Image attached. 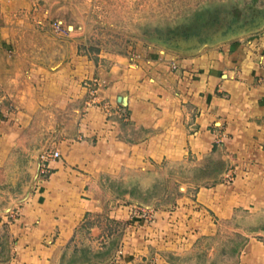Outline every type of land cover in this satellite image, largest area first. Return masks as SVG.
<instances>
[{"label": "crops", "instance_id": "1", "mask_svg": "<svg viewBox=\"0 0 264 264\" xmlns=\"http://www.w3.org/2000/svg\"><path fill=\"white\" fill-rule=\"evenodd\" d=\"M34 3L0 0V243L6 254L0 264H60L81 223L103 208L104 175L131 172L134 179L135 172L139 179L147 164L220 148L227 167L235 162L231 184L199 188L195 199L185 196L175 209L144 206L151 221H135L121 242L128 257L148 253L149 259L153 246L145 243L164 235L159 243L173 245V228H185L177 230L183 249L197 240L196 229L212 228L209 207L230 216L239 205L244 225L256 218L258 228L250 232L243 264H264V240L254 236L264 233V35L183 57L115 54L100 65L77 55L71 43L65 58L45 63L18 44L17 23ZM76 69L99 79L100 104L81 106L88 87L78 82ZM56 149L58 157L42 159ZM121 200L110 216L131 218L138 205ZM190 222L195 234L186 231Z\"/></svg>", "mask_w": 264, "mask_h": 264}, {"label": "rangeland", "instance_id": "2", "mask_svg": "<svg viewBox=\"0 0 264 264\" xmlns=\"http://www.w3.org/2000/svg\"><path fill=\"white\" fill-rule=\"evenodd\" d=\"M33 1V6L23 11L24 17L17 23L21 29V34H17L18 44L38 53V58H43L45 63L55 61L56 56L65 58L71 43H74L77 55L100 65L115 54L146 58L157 51L159 58L166 54L183 57L209 53L211 49L217 50L229 42L249 44L264 35V0ZM56 22L61 23L59 29L55 27ZM171 67L175 70L179 68L173 63ZM78 71L80 69L75 72L78 82L88 87V97L81 106L100 104L101 101L95 98L99 79L85 78ZM195 114L190 116V121L194 120ZM147 166L146 170L140 168L139 179L135 172L134 179L131 172L122 175L123 178L111 174L103 176L99 185L103 208L81 223L79 238L73 245L70 242L66 245L60 264H154L158 257L165 259L164 264H243L248 253L246 244L250 232L258 228L256 218L251 219L252 226L244 225L243 206L239 205L230 216L219 215L209 207L206 212L212 221V228L196 229L197 240H192L183 249L177 248V233L185 228L174 227L170 237L173 245L159 243L164 235L149 243L134 239V244L145 243L153 249L149 259L146 258L148 253H144L141 260L136 255L128 257L129 252L121 242L124 234L132 231L135 221L152 219L150 211L144 206L175 209L185 196L195 199L199 188L211 187L216 182L231 184L237 175L235 162L227 167L221 148L211 149L200 157L185 155ZM17 167L18 164H14L13 170H18ZM225 167L229 172L220 176ZM126 192L130 194L122 195ZM119 199L138 205L131 218L110 216L111 206ZM10 213V218H13L16 210ZM188 227L186 231L195 234L191 222ZM137 230L138 226L135 234H138ZM185 235V239L188 238V233ZM254 236L264 240V233ZM68 247L72 249L70 253ZM3 249L0 243V262L6 256ZM255 251L259 253L261 249L255 248ZM255 260L259 261L258 258Z\"/></svg>", "mask_w": 264, "mask_h": 264}, {"label": "built area", "instance_id": "3", "mask_svg": "<svg viewBox=\"0 0 264 264\" xmlns=\"http://www.w3.org/2000/svg\"><path fill=\"white\" fill-rule=\"evenodd\" d=\"M60 26H61V23H60V22H56V23H55V27H56L57 29H59ZM174 66L176 67V64H174ZM0 103H1V101H0ZM105 107H106V111H107V113L111 114V111H110L109 107H108L107 105H105ZM122 113H123V114H126V112H122ZM59 155H60V152H59L58 149H56V150H53V151H46V152H44V153L41 155V157H42L43 160H46V159L51 158V157H53V158H54V157H58Z\"/></svg>", "mask_w": 264, "mask_h": 264}]
</instances>
